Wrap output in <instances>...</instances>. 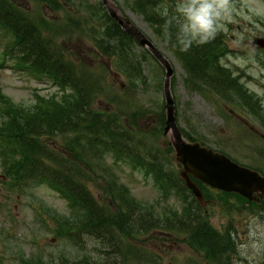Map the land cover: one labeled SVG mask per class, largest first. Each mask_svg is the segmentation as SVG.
<instances>
[{"label":"rangeland","instance_id":"374dc122","mask_svg":"<svg viewBox=\"0 0 264 264\" xmlns=\"http://www.w3.org/2000/svg\"><path fill=\"white\" fill-rule=\"evenodd\" d=\"M6 1L18 11L24 10L55 23H65V18L71 16L75 21H80L82 18H79L84 16L90 23L101 22L108 26L103 17L105 10L100 7L102 0ZM110 1H114L174 64V76L170 81L171 93L175 99L178 123L187 137H194L210 147L224 151L237 161L264 174V50L250 48L247 44L254 35L264 36V0H230V14L217 32L224 38L218 62L238 79L248 93L257 97L258 101L251 103L236 95L234 98L229 97L225 91L219 94L210 85L193 78L187 71L186 63L177 54L174 46H171L172 40L170 39V43L160 33L162 24L158 25L155 18L146 21L140 14H136L129 5L131 0ZM72 29L73 31H69L70 38L65 36L58 39L65 54L73 57L80 67L101 66L99 70H102L104 79L117 96L116 102L96 98L93 108L103 112L105 119L107 114L116 115L117 121L123 122L131 135L135 134L133 139L140 137L137 132L145 133L146 138L130 143L140 150L142 155L139 156L127 152L117 154L104 146L97 148L95 156L98 157L100 167L95 174L99 171L111 173L119 183L114 188L116 193L106 195L101 184L96 185L103 181L100 173L93 178L94 181L86 182H89L95 195L100 197V202L113 211H117L119 200L130 199V205H134L135 201L140 210L146 209L161 216L159 222H163L164 226L159 225L160 230L171 232L167 235L161 231L151 233L150 230L146 234L135 232L134 236L130 235L129 241L137 249L144 250L150 259L146 262L144 258L136 256L130 263L223 264L221 254L215 260L207 256V251L201 246L196 243L189 244L184 236L191 237L190 233L183 224L176 225L170 220L175 218L176 221L186 222L201 219L220 233L232 234L236 242H239L237 252L229 249L231 254L224 264H262L263 210L238 195H222L215 189H207L206 197L212 200L211 204L202 209H189L174 194L175 189L170 192L161 177V171L167 170L178 179V172L181 170V165L175 162L167 137L163 135L166 112L164 67L139 43H130L125 52L133 65L127 68V72L123 71L127 77L118 72V65L115 67L111 57L103 54L88 36L74 31V26ZM101 37V34L96 35L98 39ZM6 38V31L0 30V107H4L2 99L5 98L14 105L26 107V111H34L39 101L60 99L64 94L70 96L74 93L71 90L57 89L59 86L52 84L45 76L17 68L15 58L4 54L8 40ZM114 42L118 49L119 43L115 40ZM131 125L137 129L133 130ZM64 139L65 135L45 138L43 148L66 162H76L82 169L93 174V169L74 156ZM147 147L156 154L157 159L153 165H148L151 156L146 152L144 155ZM19 157L20 155L14 152L10 154L0 146V264H41V261L45 263L50 252L59 251L61 247L58 244L59 238L53 231L54 222L49 215L50 210L56 209L62 217H70L72 208L62 197V193L48 182H42L35 188L25 189L26 191H22L20 187L8 189V175L4 172L6 164L8 162L9 166L14 167ZM260 215L262 218H259ZM241 229L246 231L242 233ZM41 256L42 260L38 262V257Z\"/></svg>","mask_w":264,"mask_h":264},{"label":"trees","instance_id":"16d2710c","mask_svg":"<svg viewBox=\"0 0 264 264\" xmlns=\"http://www.w3.org/2000/svg\"><path fill=\"white\" fill-rule=\"evenodd\" d=\"M174 3L175 0H131L129 5L146 21L155 18L158 25L162 24L160 33L164 35L165 17L161 12L167 5L171 14ZM100 7L105 10L103 17L108 26L101 22L90 23L84 16L79 18H82L80 21H75L71 16L65 18V23H55L24 10L18 11L6 0H0V29L6 31L8 39L4 54L15 58L19 68L29 69L32 73L51 79L59 88L74 92L70 96L64 94L60 99L39 101L34 111H26V107L14 105L5 98L2 99L4 107H0V146L10 154L14 152L20 155L14 167L9 166L8 162L6 164L4 172L8 175L7 188L14 190L20 187L23 191L48 182L67 198L72 208L70 217H62L56 209L50 210L49 215L54 222L53 231L59 238L58 244L61 247L59 251L50 252L45 263L41 261L43 256L38 257L37 261H41V264H131V259L136 256L148 262L150 259L146 252L137 249L129 239L135 232L146 234L154 228L164 226L163 222H159L161 216L146 209L140 210L135 201L134 205H130V199L119 200L117 211H113L100 202V197L95 195L89 182H86L94 181L93 178L100 173L103 181L96 185L101 184L106 195L116 193L114 188L119 183L111 173L99 171L95 174L100 167L98 157L95 156L97 148L104 146L117 154L127 152L139 156L142 155L140 150L130 143L146 140L143 132H137L140 137L133 139L135 134L131 135L124 123L117 121L116 115L107 114L105 119L103 112L93 108L96 98L116 102L115 92L104 79L102 70H99L101 66L80 67L73 57L65 54L58 42L59 38L69 37V31H73L74 26V31L88 36L103 54L111 57L115 67L118 65V72L125 74L132 64L125 48L130 43L136 44V41L109 17L103 6ZM169 31L173 44L170 39H166L186 63L187 71L193 78L210 85L219 94L225 91L229 97L234 98L236 95L246 99L245 102L248 103L258 101L254 94L248 93L241 86L231 72L219 64L218 58L221 57L224 44L220 33H216L205 44H194L181 51L175 44V28L172 27ZM97 34L102 37L96 38ZM114 40L119 43L118 49ZM259 114L263 117L261 111ZM136 124L137 121L134 125ZM134 125H131L133 130L137 129ZM63 135L67 147L74 156L93 169V174L82 169L76 162H66L43 148V139ZM147 148L144 155L151 156L148 165H153L157 159L156 154L153 149ZM161 177L169 185L174 184L171 187L182 183L179 177L177 179L167 170L161 171ZM170 220L176 225L183 224L191 235L189 242L205 249L207 256L218 260L221 254L223 264L230 257L229 249L237 252L238 242L231 234L214 231L204 220L197 219L198 221L191 223L176 221L175 218ZM70 242H73L71 245L74 248Z\"/></svg>","mask_w":264,"mask_h":264},{"label":"water","instance_id":"95a60500","mask_svg":"<svg viewBox=\"0 0 264 264\" xmlns=\"http://www.w3.org/2000/svg\"><path fill=\"white\" fill-rule=\"evenodd\" d=\"M102 2L111 19L116 20L123 31L132 35L136 41H139L141 45L152 52L165 68L166 76L163 86L167 111L164 131L169 135V141L174 147L176 160L183 165L184 170L181 172V176L186 180V185L191 187L197 198L202 200L199 187L188 176L190 173L211 187L228 192H237L246 198L259 201L256 195L264 196V176L260 172L243 167L237 162H233L224 153L207 148L200 142L185 140L175 119L176 108L170 89V80L174 71L172 63L131 19L122 14L115 3L110 0H102ZM255 42L263 47L264 37L256 38Z\"/></svg>","mask_w":264,"mask_h":264},{"label":"clouds","instance_id":"9594fccd","mask_svg":"<svg viewBox=\"0 0 264 264\" xmlns=\"http://www.w3.org/2000/svg\"><path fill=\"white\" fill-rule=\"evenodd\" d=\"M230 10V0H175L171 14L167 5L161 12L164 35L171 39L169 29L174 27L175 44L181 51L205 44L220 30Z\"/></svg>","mask_w":264,"mask_h":264},{"label":"flooded vegetation","instance_id":"af4514ba","mask_svg":"<svg viewBox=\"0 0 264 264\" xmlns=\"http://www.w3.org/2000/svg\"><path fill=\"white\" fill-rule=\"evenodd\" d=\"M263 201H264V199H263Z\"/></svg>","mask_w":264,"mask_h":264}]
</instances>
